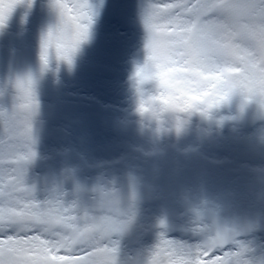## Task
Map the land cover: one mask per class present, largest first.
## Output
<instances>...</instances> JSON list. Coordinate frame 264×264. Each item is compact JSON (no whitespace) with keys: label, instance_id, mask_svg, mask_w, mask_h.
Returning a JSON list of instances; mask_svg holds the SVG:
<instances>
[{"label":"bare ground","instance_id":"bare-ground-1","mask_svg":"<svg viewBox=\"0 0 264 264\" xmlns=\"http://www.w3.org/2000/svg\"><path fill=\"white\" fill-rule=\"evenodd\" d=\"M142 4L106 0L72 65L41 62L42 31L57 21L45 0H25L0 28V112L15 107L17 78L31 77L38 105L25 183L77 214L96 213L95 189L119 191L130 212L113 237L117 264L147 260L161 233L194 248L218 230L245 264H264V112L236 95L162 126L142 120L138 93L156 91L134 75L147 60Z\"/></svg>","mask_w":264,"mask_h":264},{"label":"snow or ice","instance_id":"snow-or-ice-1","mask_svg":"<svg viewBox=\"0 0 264 264\" xmlns=\"http://www.w3.org/2000/svg\"><path fill=\"white\" fill-rule=\"evenodd\" d=\"M23 3L0 0V28ZM50 6L63 45L58 57L71 63V53L86 37L91 6L88 0H50ZM141 20L147 60L137 76L143 83L146 69L156 68L151 75L158 98L185 111L204 97L211 108L237 86L264 95V0H143ZM51 37L50 30L41 40L45 67ZM15 87V107L0 112V264H117L113 237L122 234L130 212L119 191L95 189L96 213L77 214L75 204L65 207L58 198L37 202L35 189L26 185L38 105L31 77L17 78ZM230 240L226 231H210L190 248L161 233L147 264H245L229 248Z\"/></svg>","mask_w":264,"mask_h":264},{"label":"clouds","instance_id":"clouds-1","mask_svg":"<svg viewBox=\"0 0 264 264\" xmlns=\"http://www.w3.org/2000/svg\"><path fill=\"white\" fill-rule=\"evenodd\" d=\"M46 3H50V0H45ZM88 3L92 9V16L90 22L87 23L86 37L81 40L75 50L71 53V63H68L66 59L58 57V48L62 47L61 44V34L57 32L56 25L47 26L41 35L42 38L48 37L49 31H52V45L50 57H54L58 61H63L68 65H72L75 56L81 51L82 46L87 43H91L94 38V27L99 20L100 13L102 11L103 4L106 3V0H97V3L94 5L92 0H88ZM26 22V20H25ZM146 64V63H145ZM145 64L139 69H144ZM138 71V70H137ZM137 71L134 73L136 80L140 83H146L149 81H155L156 91L155 94H144L143 90L138 93L137 96V111L142 120L148 122H156L158 125H163L165 117L172 118L173 120L178 117L179 114H188L191 115L194 112L205 113L209 110L219 107L222 104L228 103L234 96L240 95L241 97V107H246L249 103L255 101L259 110L264 112V95L256 94L247 90H241L238 86L233 87L227 90L226 95L218 103H215L211 108L208 107V97H204L200 100L192 101L190 106L185 111H180L171 101H165L158 98V82L151 75L157 70L154 66L146 69V74L149 75L148 79H145L143 83L140 82V77L137 76ZM143 108V110H141ZM128 221H126L125 227L123 229L124 233L128 229ZM135 264H147V260L138 258Z\"/></svg>","mask_w":264,"mask_h":264}]
</instances>
